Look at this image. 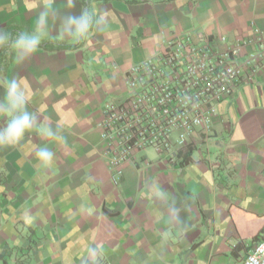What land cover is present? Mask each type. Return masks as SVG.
Listing matches in <instances>:
<instances>
[{"label":"crops","instance_id":"crops-1","mask_svg":"<svg viewBox=\"0 0 264 264\" xmlns=\"http://www.w3.org/2000/svg\"><path fill=\"white\" fill-rule=\"evenodd\" d=\"M86 2L0 0V112L20 115L7 101L16 81L28 86L22 111L33 118L0 143V264H240L264 234V60L219 103L214 138L186 147L182 166L148 149L118 174L100 122L103 104L127 93L125 72L167 39L238 47L264 33V0ZM85 13L89 26L73 40ZM16 28L79 45L24 55L18 31L9 42ZM258 48L242 45L240 59ZM10 120L0 115V133Z\"/></svg>","mask_w":264,"mask_h":264},{"label":"built area","instance_id":"built-area-1","mask_svg":"<svg viewBox=\"0 0 264 264\" xmlns=\"http://www.w3.org/2000/svg\"><path fill=\"white\" fill-rule=\"evenodd\" d=\"M200 40L167 39L159 53L125 72L127 93L103 104L102 141L118 174L148 149L171 166L184 165L186 147L197 146V138H214L210 131L219 103L232 98L262 66V32L221 50L208 38ZM251 43L260 48L240 59L239 48ZM240 264H264V234Z\"/></svg>","mask_w":264,"mask_h":264},{"label":"clouds","instance_id":"clouds-1","mask_svg":"<svg viewBox=\"0 0 264 264\" xmlns=\"http://www.w3.org/2000/svg\"><path fill=\"white\" fill-rule=\"evenodd\" d=\"M43 15L40 17L41 21L43 20ZM72 23L77 25L76 31L73 35V40L85 32L89 26V15L85 13L79 20H74ZM7 35L0 37V45H3L7 42ZM40 42L39 36L33 37H20L14 44V48L17 50H22L24 55L34 53L37 50V45ZM19 58V57H18ZM27 84H23L16 81H12L8 85V96L7 101L11 103L12 109H21L20 115H13L12 111L9 109H4L3 112H0V115L7 114L11 117V120L7 128L0 133V143H9L15 142L21 138L26 130H30L33 127V118L27 113L22 111L23 104L27 98ZM40 131L51 135L50 130L45 127L43 124L39 125ZM39 156L42 160L47 163L51 159V153L41 151ZM30 222V221H29Z\"/></svg>","mask_w":264,"mask_h":264},{"label":"trees","instance_id":"trees-1","mask_svg":"<svg viewBox=\"0 0 264 264\" xmlns=\"http://www.w3.org/2000/svg\"><path fill=\"white\" fill-rule=\"evenodd\" d=\"M92 0H87V5H88V3H90ZM96 1H98V0H96ZM100 1V0H99ZM101 1H109V0H101ZM129 1H135V0H129ZM18 31V37H17V39L18 38H20V37H25V36H23V34H21V32H19V29L18 28H16V29H14V30H12V32H11V34H10V40H9V42H12V41H14L15 40V33ZM78 45H79V43H77V44H65V43H62V42H60V41H55V40H45V41H42V42H39L38 43V45L37 46H39V47H43V48H45V49H48V50H55V49H73V48H76V47H78ZM4 47H6V46H4V45H1V48L3 49Z\"/></svg>","mask_w":264,"mask_h":264}]
</instances>
